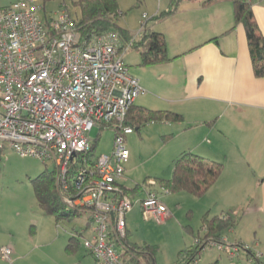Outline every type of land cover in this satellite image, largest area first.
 Returning a JSON list of instances; mask_svg holds the SVG:
<instances>
[{"label": "built area", "instance_id": "2783aa9c", "mask_svg": "<svg viewBox=\"0 0 264 264\" xmlns=\"http://www.w3.org/2000/svg\"><path fill=\"white\" fill-rule=\"evenodd\" d=\"M41 9L37 0H0V152L10 148L52 162L66 204L89 209L85 251L95 264H127L121 249L126 213L134 202L121 181L129 158L125 136L133 129L123 123L131 104L146 90L128 72L116 31L83 37L68 13L41 17ZM94 126H111L112 150L100 153L93 164L85 158L79 162L91 148ZM72 163L80 164L70 195ZM146 184L139 200L141 215L162 223L172 213L155 190L156 181ZM195 243L212 244L232 259L243 253L247 264H264V253L225 235L206 242L197 236ZM12 253L10 245H0V264H11ZM198 254L174 264H196Z\"/></svg>", "mask_w": 264, "mask_h": 264}, {"label": "crops", "instance_id": "0c3cea01", "mask_svg": "<svg viewBox=\"0 0 264 264\" xmlns=\"http://www.w3.org/2000/svg\"><path fill=\"white\" fill-rule=\"evenodd\" d=\"M204 1L181 0L176 12L159 20L151 17L161 11L160 4L151 16L142 14L148 27L163 34L169 61L143 66L135 48L123 50L122 58L146 90L134 105L183 117L180 123L151 122L170 128L173 138L184 135L173 144L174 158L192 151L222 162L220 175L201 196L202 215L228 214L234 225L224 233L227 239L264 253V77L253 73L232 1ZM252 9L264 34V0ZM132 169L128 158L124 186ZM27 219L0 232V245L13 248L11 264H51L47 242Z\"/></svg>", "mask_w": 264, "mask_h": 264}, {"label": "rangeland", "instance_id": "374dc122", "mask_svg": "<svg viewBox=\"0 0 264 264\" xmlns=\"http://www.w3.org/2000/svg\"><path fill=\"white\" fill-rule=\"evenodd\" d=\"M75 1L77 0L45 2L37 0L42 6L41 17L52 16L63 10L73 19H77L80 16V9L74 4ZM168 1L117 0L119 10L122 12L118 24L139 35L143 21L142 14L146 13L149 17L154 13L157 5H161V10L165 9ZM97 134L99 137L94 153L96 155L110 153L113 147L114 130L110 127L100 130L94 126L89 136L94 140ZM182 137L184 135L178 134L173 138L172 130L164 128L163 124L147 123L139 131L134 130L127 134L125 139L130 155L129 165L133 168L128 172L130 181L125 185L132 187L137 183L141 186L134 194L129 193L134 205L126 213L128 239L139 245L155 246L157 248L155 264H174L179 260L182 250L194 245L197 236L204 235L202 208L205 199L201 196H194L185 191L165 193L156 185L155 190L159 193L162 202L170 209L172 216L158 223L153 219L146 220L141 215L139 200L145 196L144 187L147 185L144 180L171 177L174 157L178 154L173 144L175 141L178 143ZM53 168L52 162H43L31 156H21L10 148L4 150L0 158V232L17 226L22 218H28L27 221L31 219L33 228L36 230L38 227L42 238L47 242L46 258L51 264H94V257L83 248V237L90 234L88 227L84 229L88 214L82 213L70 219L57 221L53 216L44 214L36 203L30 179L45 169ZM77 232H82V235H78ZM75 233L78 236V247L75 251H67V242ZM196 264L247 263L243 253L239 258L232 259L214 245L207 244L199 252Z\"/></svg>", "mask_w": 264, "mask_h": 264}, {"label": "trees", "instance_id": "16d2710c", "mask_svg": "<svg viewBox=\"0 0 264 264\" xmlns=\"http://www.w3.org/2000/svg\"><path fill=\"white\" fill-rule=\"evenodd\" d=\"M49 1V0H44ZM181 0H169L168 8L159 11L151 17V20H159L177 11ZM215 0H205L203 4H208ZM233 3V13L235 23L242 25L249 55L252 64V70L256 77H264V34L260 31L255 20L252 3L249 0H231ZM80 9V16L75 19L76 28L83 37L100 35L106 31H116L119 37L118 51L122 52L128 48H135L140 51V64L148 66L156 63H163L170 60L166 52V45L163 34L152 30L144 21L141 24V30L138 33L130 32L128 29L118 24V19L122 15L119 10L117 0H77L74 2ZM230 31V30H228ZM183 117L172 111L152 110L142 106L131 104L129 107L124 125L129 126L133 131H139L144 125L151 122H170L180 123ZM101 126L99 129H104ZM97 137L92 141L90 150L82 155L89 164H93L96 157L94 153ZM2 152H0V158ZM80 163H72L69 166L68 182L70 184L69 194L72 195L73 174L79 169ZM223 169L220 161L208 159L192 151H182L174 159L172 175L169 178H155L156 183L165 188L168 192L185 191L194 196H202L216 181ZM147 179L144 180L146 184ZM36 203L46 215L53 216L57 221L70 219L82 213H89L88 208H71L63 199L56 177V170L45 169L36 177L30 179ZM127 193H132L140 189V184L133 187H127L122 184ZM90 224V215L86 221V227ZM234 221L227 214L214 215L209 217L206 212L202 215V229L204 231V241H217L224 236L228 228H232ZM84 228V229H85ZM82 235V232H77ZM77 233L69 238L66 250L75 251L78 247ZM204 246L196 243L180 252V258L177 262H187L197 255ZM121 260L127 264H155V254L157 248L153 245H139L128 239V230L122 246ZM176 263V262H175Z\"/></svg>", "mask_w": 264, "mask_h": 264}]
</instances>
